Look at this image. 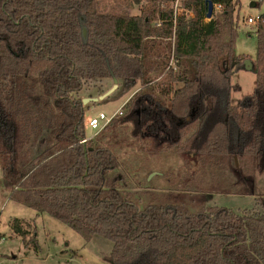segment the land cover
<instances>
[{
    "label": "trees",
    "instance_id": "16d2710c",
    "mask_svg": "<svg viewBox=\"0 0 264 264\" xmlns=\"http://www.w3.org/2000/svg\"><path fill=\"white\" fill-rule=\"evenodd\" d=\"M129 1L146 3L140 14H114L99 0H0V163L10 199L86 241L111 240L112 264H264V198L244 212L212 203L214 194H254L264 170V13L256 86L235 104L237 0H212L221 9L211 18L208 0H182L191 18L163 7L169 0ZM106 78L141 86L83 143L85 107L74 94ZM148 138L188 157L163 174L164 190L132 182L137 169L121 165L118 152ZM159 154L147 149L146 159ZM28 226L11 222L25 241ZM27 243L39 247L35 236Z\"/></svg>",
    "mask_w": 264,
    "mask_h": 264
},
{
    "label": "rangeland",
    "instance_id": "374dc122",
    "mask_svg": "<svg viewBox=\"0 0 264 264\" xmlns=\"http://www.w3.org/2000/svg\"><path fill=\"white\" fill-rule=\"evenodd\" d=\"M237 1L239 37L234 56L240 68L235 66L231 76L232 100L235 104L239 103L244 96L251 94L256 86V73L246 66L247 61L253 62L257 57L256 26L247 24L244 17L249 15L256 17L264 13V0ZM174 2L175 0H169L163 7H173ZM145 3V1L134 4L129 0H99L98 8L103 13L140 14ZM252 3L255 5L253 6ZM110 79L112 78L103 79L102 84L88 82L86 88L74 96L82 98V101L84 98H99V95L112 86ZM118 85L105 98L85 102L88 139L99 133L89 127V120L102 112L109 117L114 116L141 86L140 81L128 84L120 82ZM147 149L158 150L161 153L160 157L147 160ZM118 153L124 170L137 169L135 173L129 174L132 182L144 179L146 180L144 186L155 190L167 188L166 177L163 174L173 167L177 168L181 165L185 167L188 159L185 155L179 154L175 147H170L167 142L160 143L151 138L137 147H128ZM194 168L195 164L191 162L190 170ZM12 186L13 184L4 176L0 163V264H112L113 242L111 240L95 235L91 241H86L79 233L53 215L38 214L35 209L10 199ZM254 186L255 191L251 195L214 194L212 203L240 212L255 207L260 208V200L264 198V170L256 173ZM15 218L29 223L30 233L26 241L11 228V222ZM34 236L38 241V248L33 243H27Z\"/></svg>",
    "mask_w": 264,
    "mask_h": 264
},
{
    "label": "built area",
    "instance_id": "2783aa9c",
    "mask_svg": "<svg viewBox=\"0 0 264 264\" xmlns=\"http://www.w3.org/2000/svg\"><path fill=\"white\" fill-rule=\"evenodd\" d=\"M173 5L174 6L172 8L174 10L175 16L186 15L187 18H191L193 16V12L191 10L185 8L183 5V2L181 0H175ZM220 9H221V5L214 4V11L220 10ZM260 16H261V14L256 16V17L249 15V16L244 17V21L249 25L257 26L259 20L261 19ZM161 23H162L161 20H158L155 22V24H157V25H161ZM122 113H123V110L121 109L117 114H122ZM117 114H115V115H117ZM114 116L109 117L105 113L102 112V113H100L99 116L92 117L89 120L88 125L91 129H93L95 131H100L104 126H106L111 121V119ZM87 140H88V138H84L81 140V142L84 143Z\"/></svg>",
    "mask_w": 264,
    "mask_h": 264
},
{
    "label": "water",
    "instance_id": "95a60500",
    "mask_svg": "<svg viewBox=\"0 0 264 264\" xmlns=\"http://www.w3.org/2000/svg\"><path fill=\"white\" fill-rule=\"evenodd\" d=\"M208 3H209V7H208V12H207V17L208 18H211L213 16V12H214V4L212 2V0H208ZM252 5L254 6L255 3H252ZM84 33L86 34V30H84ZM246 66L248 69H253V64L251 61H247L246 62ZM115 80V84L114 86L112 87V89H110L108 92H106L105 94L101 95L99 98H84L83 99V104H85V102L87 100H90V101H97L98 99H103L105 98L108 94H110L114 89H116L118 87V79L117 78H114ZM237 161V159H236ZM237 163V162H236Z\"/></svg>",
    "mask_w": 264,
    "mask_h": 264
},
{
    "label": "crops",
    "instance_id": "0c3cea01",
    "mask_svg": "<svg viewBox=\"0 0 264 264\" xmlns=\"http://www.w3.org/2000/svg\"><path fill=\"white\" fill-rule=\"evenodd\" d=\"M110 80H112V86L109 88V89H111L113 86H114V84H115V80H114V78H112V79H110ZM121 81L120 80H118V84L120 83ZM103 82H101V84H102ZM119 86V85H118ZM109 89H108V91H109ZM108 91H106V92H108ZM106 92H104L103 94H105ZM103 94H101V95H103ZM101 95H99L98 97H100Z\"/></svg>",
    "mask_w": 264,
    "mask_h": 264
}]
</instances>
